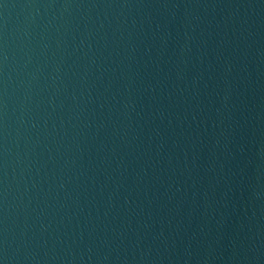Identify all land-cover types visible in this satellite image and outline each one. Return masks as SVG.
<instances>
[{"label":"water","instance_id":"obj_1","mask_svg":"<svg viewBox=\"0 0 264 264\" xmlns=\"http://www.w3.org/2000/svg\"><path fill=\"white\" fill-rule=\"evenodd\" d=\"M0 264H264V0H0Z\"/></svg>","mask_w":264,"mask_h":264}]
</instances>
